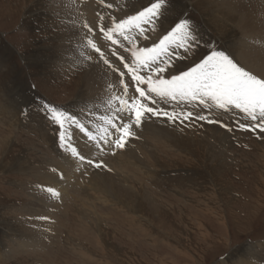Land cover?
I'll list each match as a JSON object with an SVG mask.
<instances>
[{"label": "rangeland", "instance_id": "obj_1", "mask_svg": "<svg viewBox=\"0 0 264 264\" xmlns=\"http://www.w3.org/2000/svg\"><path fill=\"white\" fill-rule=\"evenodd\" d=\"M55 1L0 0V264H264V139L259 138L264 133L239 129L238 123H249L239 115L212 110L211 118L228 127L145 120L141 128L133 126L138 138L115 155L107 149L91 152L106 167L84 164L77 170L76 165L72 172L51 167L64 160V153L43 104L73 113L82 122L97 101L82 94L79 78L91 65L103 63L93 49L85 59L65 63L62 51L70 46L65 39L79 37L80 30L66 25L60 12L48 13L47 5ZM76 1L92 12L97 47L123 69L113 51L129 59L124 48L131 45L123 36L116 37L117 45L104 39L100 17L105 23L124 19L150 0ZM225 9L221 0H169L156 28L159 36L186 16L202 42L189 60L177 61L179 68L206 54L205 45L224 50L243 66L235 58L240 44L257 45L262 39L252 31L250 36L231 32ZM254 15L264 16L261 11ZM136 35L130 38L139 45ZM153 41L158 38L145 40L143 46ZM104 69L120 81L119 72ZM47 172L59 182L69 174V187L49 207L36 198L53 197L34 186L35 175ZM42 185L60 194L58 185ZM28 206L38 215L46 211L48 219L40 225L31 222L23 215Z\"/></svg>", "mask_w": 264, "mask_h": 264}, {"label": "snow or ice", "instance_id": "obj_2", "mask_svg": "<svg viewBox=\"0 0 264 264\" xmlns=\"http://www.w3.org/2000/svg\"><path fill=\"white\" fill-rule=\"evenodd\" d=\"M168 3L169 0H150L149 6L135 15L124 19L114 18L110 23H105V18L100 17L99 30L104 39L117 45L119 41L116 37L123 36L131 45L124 48V51L130 52V59L113 51V55L123 64V69L108 60L92 36H85L87 45L99 53V59L112 71L119 72L122 87V93L108 102L113 114L103 118L108 127L102 130L101 136L95 135L75 114L48 103L43 104L47 119L56 126L60 148L78 162L77 170L84 164L94 168L106 165L79 151L69 132L72 128L79 129L87 137L85 146L90 152L100 154L107 149L112 155L116 150H123L130 139L138 138L133 126L141 128L145 120L153 118L174 126L177 123L190 126L192 121H203L228 127L211 118L213 109L233 113L249 121L238 123L239 129L264 133V76L245 69L224 50L208 45L205 47H209V50L198 60H192L184 68L177 66V61L189 60L190 54H194L202 43L198 29L190 18L185 16L174 22L151 46H139L131 40L133 32L145 40L151 39L148 32L156 30ZM83 27L87 33L95 32L87 23ZM113 101H118L114 107ZM193 108L201 111L193 112ZM186 121L188 124H185ZM44 190L53 198L60 195L51 187ZM222 259L226 260L224 257Z\"/></svg>", "mask_w": 264, "mask_h": 264}, {"label": "bare ground", "instance_id": "obj_3", "mask_svg": "<svg viewBox=\"0 0 264 264\" xmlns=\"http://www.w3.org/2000/svg\"><path fill=\"white\" fill-rule=\"evenodd\" d=\"M50 1H52V0H50ZM116 1L117 2H121L122 0H116ZM111 2L113 3V2H115V0H111ZM221 4L226 7V9H225L226 12L225 13L229 14V17L231 18L232 25L228 26V28L231 30V32H235L236 33V31L238 30L239 31L238 33H240V34L242 33L243 34V32L244 33L247 32L248 36H250V33L248 31H250V32L252 31V33L256 32V35L259 38L262 39V40L260 39L261 42H259L258 39H257V41H258L257 45H256V42L255 43H251V44L249 42H246L244 44L242 43V45L240 44L239 47H241V50L237 53L236 57L235 56L234 57L237 58L238 62L240 64H243V66L245 68H247V70H251V71H254V72L257 71L260 75L264 76V16H260L261 19H259V17L257 15L256 16L254 15V14H256V12H259V11H261L262 14L264 15V0H221ZM47 7H49L47 9L49 11L48 13H50V12L51 13H55V14L57 13V15H59V12H60V14H61L60 17H62V20L64 21V23H66V25H69L71 27H74V26L77 25V27L80 30L79 37L76 38V37L72 36V39L71 38L65 39V40H67V42L70 41V46L66 44L67 46H69L68 48H70V49L68 50V48H67V50L65 49L66 51H62V54L66 55L65 63L70 65V64H73V62H75V61H78V60L80 61L82 59H85L86 56L88 55V52L92 49L90 46L87 45L85 36L86 35L92 36L93 40H94V43H96V45H98V43L100 42V41L97 40L98 39V37H97L98 33H97L96 30H95L94 33H87V29H85L83 27V25L85 23H87L91 27H93V24L91 23L93 21L92 12L89 11V10L86 11L82 5H78L76 0H71V1L70 0H56L55 3H53L52 5L50 3V6L47 5ZM221 9H222V7H221ZM218 13H220V12H218ZM222 18H224V17H222ZM256 19H258V20H256ZM156 30L148 32V35L150 37H154V38L150 39L151 41H152V39L160 37L159 34L156 32ZM225 31H226V29H225ZM132 34L135 35L136 33L133 32ZM256 35H255V38H256ZM136 36H138V35H136ZM245 36H247V34H245ZM139 37H138V39H139ZM60 38L58 37L56 41L57 42L58 41H62ZM140 38H141V40H140L139 46H143V43L145 42V39H143V37H140ZM241 40H242V42L243 41H250V40L244 39V38L241 39ZM61 50H63V46H62ZM130 56H131V54L128 56L129 59H130ZM90 63H93V62H90ZM104 68H108V66L105 65L104 63H101V62L98 63L97 62V64L95 63V64H93V66L91 65V67L88 68L87 74L85 75V77L83 76V77L79 78V81H80V88L79 89H82V91H83L82 94L87 95V97H89L90 100H93V98H94V100L97 101L96 108L95 109L91 108L90 112L88 113V116L86 115L87 117L83 118L82 122L84 124H86V127H88L91 131H93V133L95 135H97L98 137L102 135V130L104 128L108 127V125L106 124V122L104 121L103 118L105 116H111L113 114L112 107L109 106L108 102L110 100H112L113 96L121 94V92H122L120 89H118V87L122 89V87L120 86V81H116L114 79V77H112L110 75H107V73H106ZM103 70H104V72H103ZM259 74H258V76H259ZM95 97H97V98H95ZM116 104H118V101H113V107ZM71 135L73 137V143L78 146L79 151H81L82 154L91 156V152L85 146V140L87 139V137H84L83 133H81L79 131V129H77L76 132H74ZM204 135L206 136V134H204ZM196 139H200V138L197 137ZM206 140L208 141V138ZM201 142L203 143V145L205 147V145H206L205 141H201ZM62 153H64V156H63L64 160L62 162L55 163L51 167L52 168L54 167L55 170H61V169L68 168V170L70 172H72L70 168H75L78 162L75 161L71 157L70 154L65 153L63 150H62ZM16 156H18V155H16ZM17 158H19V157H17ZM4 162H6V161H4ZM216 163H214V164H216ZM17 166H21V165L18 164ZM53 175L54 174H52L50 172H47L45 174V176H43V177L41 175H37L36 174L35 175L36 184L34 186L42 187V189L44 190L47 187H44L42 185V182H44V183H46V182L54 183V184L58 185V188H60V196L62 197L63 193L65 192V189L69 187L68 186L69 174H65L64 175V180L65 181L62 180L63 184H62V181L59 182L58 179L54 180L52 178ZM260 184H261V182H260ZM29 187H31V186H29ZM261 187H264V183L261 184ZM46 194L48 195V193H46ZM36 199L38 200V202H40L43 205L48 206V207L51 206L52 204L57 203L59 201V199H54V198L48 197V196H46L44 194H39ZM139 203H141V202H139ZM138 208H139V206H138ZM6 209H8V208H6ZM46 209H47V207H46ZM24 212L26 214H23V215L31 217L32 218L31 222L34 221L35 223H38V225H40L43 222L42 219H38V218L39 217H44L45 214H46L45 213L46 211H43V212H41L38 215V214H36L37 209L35 210L34 208H31L30 206L25 208ZM137 212H139V211H137ZM87 217H88V215H87ZM90 218H92V217H90ZM92 223H93V221H92ZM89 226H91V225H89ZM99 234H101V233H99ZM101 240H103V238ZM71 241L75 242L73 240H71ZM23 246H25V245H23ZM75 246H78V245H75ZM75 249H76V247H75ZM76 251L78 253V250H76ZM83 251H82V255H83ZM83 256L85 258V255H83ZM248 262H250V261H248Z\"/></svg>", "mask_w": 264, "mask_h": 264}]
</instances>
